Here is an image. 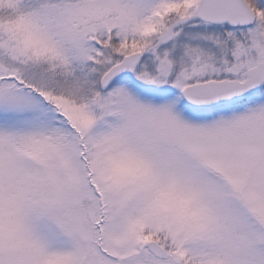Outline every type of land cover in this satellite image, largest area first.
<instances>
[{
    "label": "snow or ice",
    "instance_id": "obj_1",
    "mask_svg": "<svg viewBox=\"0 0 264 264\" xmlns=\"http://www.w3.org/2000/svg\"><path fill=\"white\" fill-rule=\"evenodd\" d=\"M0 264H264V0H0Z\"/></svg>",
    "mask_w": 264,
    "mask_h": 264
}]
</instances>
